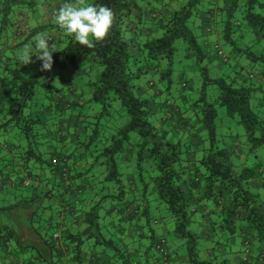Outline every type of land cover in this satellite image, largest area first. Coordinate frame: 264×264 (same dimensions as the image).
<instances>
[{
	"label": "trees",
	"instance_id": "obj_1",
	"mask_svg": "<svg viewBox=\"0 0 264 264\" xmlns=\"http://www.w3.org/2000/svg\"><path fill=\"white\" fill-rule=\"evenodd\" d=\"M89 2L91 46L60 0H0V264H264V0ZM44 33L51 68L23 63ZM69 66L90 89L51 87Z\"/></svg>",
	"mask_w": 264,
	"mask_h": 264
},
{
	"label": "clouds",
	"instance_id": "obj_2",
	"mask_svg": "<svg viewBox=\"0 0 264 264\" xmlns=\"http://www.w3.org/2000/svg\"><path fill=\"white\" fill-rule=\"evenodd\" d=\"M113 11L103 5L89 0H60L54 12V20L60 29H63L81 45L91 46L92 40H102L110 31L113 24ZM58 50L55 43H50L47 33L40 35L34 42V48L27 50L29 63L32 54L44 61L42 67L50 69L52 66V53Z\"/></svg>",
	"mask_w": 264,
	"mask_h": 264
},
{
	"label": "rangeland",
	"instance_id": "obj_3",
	"mask_svg": "<svg viewBox=\"0 0 264 264\" xmlns=\"http://www.w3.org/2000/svg\"><path fill=\"white\" fill-rule=\"evenodd\" d=\"M212 37V36H211ZM212 41L216 43H218L220 40L219 39H212ZM177 45H178V52H177V61L179 62V60L181 59L182 62L179 63L182 65H188L189 63V60H187L185 58V50H184V42L181 41V40H178L177 41ZM222 46L224 47V49L226 51H231L230 50V46L227 45V44H222ZM234 55V54H233ZM234 59V56L232 57ZM231 59V58H230ZM205 62V61H204ZM206 63V62H205ZM87 65H88V62H83V63H80L79 66H78V69H87ZM52 74H53V79L51 80L52 84H51V87L55 86L56 85H59L61 84V80L62 78L64 77L65 80L67 81H73V82H76L78 84H82L83 87H85L86 89H90L91 87L89 86V84L87 83L90 79L94 80L96 78V70H91L87 73V75H81V74H75L76 70L75 68H72V67H67V68H64V69H60L59 67H54L52 69ZM84 76V77H82ZM87 83V84H86ZM50 84H48L47 80L46 79H43L41 80V82L37 85V88H36V97L40 100H43L45 97L43 96V93H44V90L45 88H47ZM91 93V92H90ZM89 93V94H90ZM220 115H221V112L224 113V109L223 108H220ZM126 121V120H125ZM74 127V126H72ZM261 153L263 154V163H264V150L261 151ZM255 191H257L256 188H253ZM2 202L0 201V204ZM4 214L0 211V227L1 225L6 222V221H3V220H7L9 221L8 223H11V218H8V214H6V216H3ZM8 218V219H7ZM24 223V221H23ZM202 256H204V254H202ZM188 262H183L182 264H187Z\"/></svg>",
	"mask_w": 264,
	"mask_h": 264
},
{
	"label": "crops",
	"instance_id": "obj_4",
	"mask_svg": "<svg viewBox=\"0 0 264 264\" xmlns=\"http://www.w3.org/2000/svg\"><path fill=\"white\" fill-rule=\"evenodd\" d=\"M228 2H229V0H228ZM219 37H220L219 30H217V32L212 35V38L214 40V39H219ZM205 39H206V41L203 44V48H204V50L206 52V58L209 59V58L212 57L213 61H212L211 65L215 69H218L220 71L224 70L223 62L219 58H215V56L213 54L214 52H213V47L212 46L214 45V41H212L211 37L208 36V35L205 36ZM10 158L11 157H9V159ZM263 177H264V175H263ZM251 186H252V188H256L257 190L261 191L264 194V183L261 184V183H258L257 180H254V181L251 182ZM182 260H186L187 261L188 259L187 258H182Z\"/></svg>",
	"mask_w": 264,
	"mask_h": 264
},
{
	"label": "built area",
	"instance_id": "obj_5",
	"mask_svg": "<svg viewBox=\"0 0 264 264\" xmlns=\"http://www.w3.org/2000/svg\"><path fill=\"white\" fill-rule=\"evenodd\" d=\"M26 184L28 185V184H29V182H26Z\"/></svg>",
	"mask_w": 264,
	"mask_h": 264
}]
</instances>
